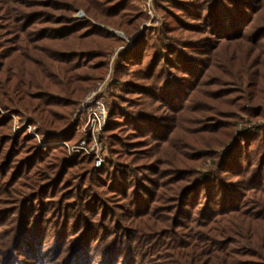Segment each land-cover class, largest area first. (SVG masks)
Wrapping results in <instances>:
<instances>
[{"label":"trees","instance_id":"16d2710c","mask_svg":"<svg viewBox=\"0 0 264 264\" xmlns=\"http://www.w3.org/2000/svg\"><path fill=\"white\" fill-rule=\"evenodd\" d=\"M152 2L0 0V264H264V0ZM112 56L100 167L11 132L76 141Z\"/></svg>","mask_w":264,"mask_h":264},{"label":"rangeland","instance_id":"374dc122","mask_svg":"<svg viewBox=\"0 0 264 264\" xmlns=\"http://www.w3.org/2000/svg\"><path fill=\"white\" fill-rule=\"evenodd\" d=\"M135 4L143 10L145 16H146V21L142 23L141 27H156L158 26L161 22V16L159 15V13L155 10L154 5L152 0H134ZM76 18H87V16L85 15V13L82 10H77L76 13L73 15ZM110 32L114 33L116 36H118L121 39H126V37L123 35L122 32H119L117 30L111 29V28H107ZM113 57H111V60L109 61V65H108V69L105 71V74L103 75L102 78H100L94 85L92 88H90L89 90H87L84 95L82 96V99L79 101L78 106L75 108L74 112L71 115V125H72V130L74 131V133L76 135H78V138L76 139V141L73 142H69V141H64L62 139V135H60V133H52L49 136H43L41 134H39L38 128L37 127H30L28 126V124L25 121V117L24 116H17V115H10L11 118V132L14 134H26L30 139L35 140L36 145H38L39 147H47V146H61L65 149L66 154L68 155L69 159H72L76 156H80L83 155L82 153L79 154H75L74 152L76 151V148L78 146V144L80 143V140L83 137V131H82V123L85 117V112L84 110H82V104H84L85 100H87L88 97H90L91 95L95 94L96 98L102 99L103 102L105 103V105L107 104V100L109 98V95H111L112 93L108 94V87L110 86V82L112 81V61H113ZM107 107V105H106ZM22 113H20L21 115ZM239 119L241 120L239 122H246L248 119H245L244 114L243 113H239ZM77 126V127H76ZM33 133H35L37 135L34 136ZM101 135L99 136V143L100 145L97 143V145H99V150H98V155L103 157V160L105 159V157L107 156V153L104 151L105 149H103V145L101 144ZM199 135H192L190 137V143H189V147L187 148L188 151L193 149V145L195 143V138H198ZM41 141V144L38 143V141ZM204 139L208 142V144H214V140L213 139H207L206 137H204ZM205 143V142H204ZM92 141H88L84 147L89 150V148L92 146ZM214 148V147H213ZM74 153V154H73ZM88 156V155H86ZM92 158L93 160V165L95 166V156H89ZM180 162H185L189 164V167L191 166V161L189 160V157H187L186 155L182 156V158L180 159ZM201 161H196V164L199 165ZM208 163V161H206ZM103 163V161H102ZM101 163V165H102ZM100 165V166H101ZM99 166V167H100ZM188 167V168H189ZM98 168V167H96ZM207 168L206 166H204L202 169Z\"/></svg>","mask_w":264,"mask_h":264},{"label":"built area","instance_id":"2783aa9c","mask_svg":"<svg viewBox=\"0 0 264 264\" xmlns=\"http://www.w3.org/2000/svg\"><path fill=\"white\" fill-rule=\"evenodd\" d=\"M82 110L85 112V117L82 123L83 137L74 153L95 156V166L99 167L103 161L102 154L101 156L98 155L100 147L99 136L105 128L107 107L102 99L96 98L95 94H93L85 100L84 104H82ZM33 135L37 137L35 133H33ZM90 140L93 144L89 150H87L84 145ZM41 141L42 140L39 139L38 143L41 144ZM97 143L99 145H97Z\"/></svg>","mask_w":264,"mask_h":264}]
</instances>
